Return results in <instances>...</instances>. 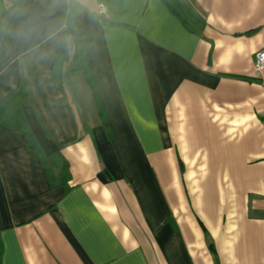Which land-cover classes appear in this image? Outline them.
Returning <instances> with one entry per match:
<instances>
[{"label": "crops", "instance_id": "1", "mask_svg": "<svg viewBox=\"0 0 264 264\" xmlns=\"http://www.w3.org/2000/svg\"><path fill=\"white\" fill-rule=\"evenodd\" d=\"M74 1L0 0L1 264H264V0Z\"/></svg>", "mask_w": 264, "mask_h": 264}, {"label": "trees", "instance_id": "2", "mask_svg": "<svg viewBox=\"0 0 264 264\" xmlns=\"http://www.w3.org/2000/svg\"><path fill=\"white\" fill-rule=\"evenodd\" d=\"M71 4H72V8H74L75 11L79 10L81 8V6L77 5L74 0H71ZM1 9H2V7L0 5V11H1ZM71 14L72 13H70V11H69V17ZM98 16L100 17V19L103 22L107 21L106 17L99 15V14H98ZM71 27H72L71 32H72L73 41H74V54H73L74 60L77 62V65H78L77 67H79L80 69H83V70H87L88 66H87V60H86L83 32L81 29H79L75 26H71ZM66 57H67V51H66V48H64L61 55L55 57V65L61 64ZM8 99H7V101H8ZM9 100H11L10 102L13 104L16 103L15 101H13L14 100L13 96H11V99H9ZM10 125L21 126L22 123H21V121L17 120L15 122L11 123ZM30 146L33 147V144L31 143ZM61 176L64 178H67L69 176L67 163L64 164L63 170L61 171ZM204 230H205V228H204ZM205 235H206V237H208L207 232H205ZM209 247L211 250L214 251L213 244L210 240H209ZM2 254H3V242L1 239V233H0V264H1Z\"/></svg>", "mask_w": 264, "mask_h": 264}, {"label": "built area", "instance_id": "3", "mask_svg": "<svg viewBox=\"0 0 264 264\" xmlns=\"http://www.w3.org/2000/svg\"><path fill=\"white\" fill-rule=\"evenodd\" d=\"M106 5L103 3L99 4V8H98V13L99 15H102L106 12ZM264 69V48L258 50L255 53V57H254V71L255 74L257 76L260 75V73L263 71Z\"/></svg>", "mask_w": 264, "mask_h": 264}]
</instances>
